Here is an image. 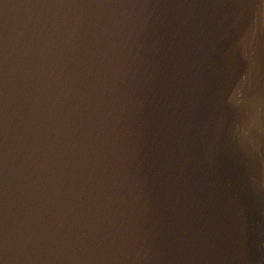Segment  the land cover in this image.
I'll return each mask as SVG.
<instances>
[{"label":"water","instance_id":"1","mask_svg":"<svg viewBox=\"0 0 264 264\" xmlns=\"http://www.w3.org/2000/svg\"><path fill=\"white\" fill-rule=\"evenodd\" d=\"M0 264H264V0H0Z\"/></svg>","mask_w":264,"mask_h":264},{"label":"clouds","instance_id":"2","mask_svg":"<svg viewBox=\"0 0 264 264\" xmlns=\"http://www.w3.org/2000/svg\"><path fill=\"white\" fill-rule=\"evenodd\" d=\"M236 215L238 216V213ZM233 231L237 234V237H239V233L241 231V228H240V224H239L238 219L234 221Z\"/></svg>","mask_w":264,"mask_h":264}]
</instances>
